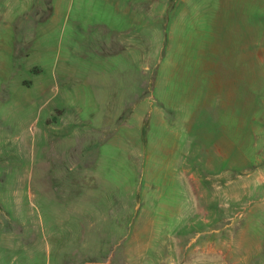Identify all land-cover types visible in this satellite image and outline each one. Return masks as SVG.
<instances>
[{
	"label": "rangeland",
	"instance_id": "rangeland-1",
	"mask_svg": "<svg viewBox=\"0 0 264 264\" xmlns=\"http://www.w3.org/2000/svg\"><path fill=\"white\" fill-rule=\"evenodd\" d=\"M65 255L264 264V0H0V264Z\"/></svg>",
	"mask_w": 264,
	"mask_h": 264
},
{
	"label": "crops",
	"instance_id": "crops-1",
	"mask_svg": "<svg viewBox=\"0 0 264 264\" xmlns=\"http://www.w3.org/2000/svg\"><path fill=\"white\" fill-rule=\"evenodd\" d=\"M78 223H79V226L78 227H80V228H82V226H83V224H84V221H82V222H80V221H78ZM88 223V222H87ZM89 223H90V221H89ZM89 225V224H88ZM93 224L91 223V225H89V226H92ZM105 240H108V238L110 237V234H108V233H106L105 235ZM97 241H99V239H97ZM77 256H78V252H77ZM70 257H67L66 255L65 256H63V259L65 260V263L64 264H66L67 263V261H68V259H69ZM78 258V257H77ZM92 264V263H91Z\"/></svg>",
	"mask_w": 264,
	"mask_h": 264
}]
</instances>
